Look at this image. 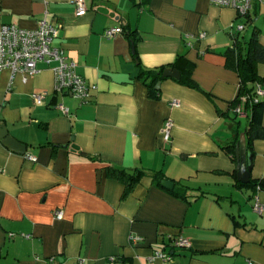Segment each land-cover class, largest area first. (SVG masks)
I'll return each instance as SVG.
<instances>
[{
  "label": "crops",
  "instance_id": "1",
  "mask_svg": "<svg viewBox=\"0 0 264 264\" xmlns=\"http://www.w3.org/2000/svg\"><path fill=\"white\" fill-rule=\"evenodd\" d=\"M76 1L0 0V27L36 28L44 16L58 23L54 43L92 86L80 105L55 90L46 63L27 80L0 71V129L26 145L21 153L0 135V264H168L154 257L157 249L173 255L169 264H264V210L254 209L257 200L264 205V189L248 185L264 178V138L254 141L249 182L224 149L236 130L238 141L245 133L240 118L248 119L231 106L240 77L224 51L256 30L264 43V0L247 18L211 0H83V15ZM239 22L246 23L241 32ZM115 26L136 31L137 44L125 33L106 36ZM179 54L195 62L200 88L168 77L160 98H151L141 67L169 65ZM258 71L264 76V63ZM34 92H47V103L37 105ZM168 118L174 127L166 141ZM108 166L145 174L124 196ZM156 171L187 199L156 184ZM177 236L190 246H173Z\"/></svg>",
  "mask_w": 264,
  "mask_h": 264
},
{
  "label": "built area",
  "instance_id": "2",
  "mask_svg": "<svg viewBox=\"0 0 264 264\" xmlns=\"http://www.w3.org/2000/svg\"><path fill=\"white\" fill-rule=\"evenodd\" d=\"M256 0H211L218 6H228L236 9L238 17L247 18ZM77 15L85 14L87 8L83 0H77ZM246 23L239 22L236 30L241 32L245 29ZM59 24L50 22L44 16L38 21L36 28H25L15 23H4L0 27V71L10 69L13 73H22L24 80L29 76L40 72L39 63H46L51 66L55 75V90L69 91L82 105L90 97L92 86L87 79L77 71V62L69 57L66 50L54 43L58 35ZM124 33L121 26L109 27L105 30L108 37ZM201 37H205L202 33ZM95 88V86H93ZM258 93L264 96V89L259 87ZM32 97L37 105L46 104L47 92H34ZM246 100L245 97L242 98ZM178 100H173L172 105H176ZM55 107L63 113L71 114V109L64 103H56ZM234 111L239 115H246L243 111V105L239 104ZM174 121L171 118L166 119L162 132L166 141L171 139ZM31 160L37 157L33 154L27 155ZM254 209L262 213L264 205L257 200ZM56 216L62 217V211L57 210ZM30 237L28 234H23ZM14 236V233L11 234ZM132 240H142V237L132 236ZM171 244L175 247H188L190 241L183 236L171 237ZM154 257L163 259L166 263L173 262V255L164 250L157 249ZM252 264V262H249Z\"/></svg>",
  "mask_w": 264,
  "mask_h": 264
},
{
  "label": "trees",
  "instance_id": "3",
  "mask_svg": "<svg viewBox=\"0 0 264 264\" xmlns=\"http://www.w3.org/2000/svg\"><path fill=\"white\" fill-rule=\"evenodd\" d=\"M123 29L125 35L136 45L139 40L136 31H131L126 27H123ZM135 55L138 57L137 54ZM224 56L226 57V66L235 70L240 77L239 93L231 102V106L235 109L239 104L243 105V111L248 116V124L245 128L247 147L250 153L254 154V141L264 138V96L258 93L259 87L264 89V76L258 71V65L264 63V43L260 39L259 30L254 31L248 39L244 36L239 37L237 35L234 45L224 51ZM195 66V62L188 59L185 54H179L176 60L169 65H161L155 68L141 67L139 77L146 83L149 96L157 99L161 96V89L157 88V82L168 78L163 77V71L167 67L179 69L181 77L178 81L180 83L194 88H200L193 78ZM243 97L246 100H243ZM236 132V137L224 146L225 151L234 159H236V144L239 139L238 130ZM107 173L123 182L125 186L124 196H126L140 182L142 176L145 174V170L139 168L134 171H129L124 167L108 166ZM153 176L154 181L158 185H161V180L165 178L162 171H156ZM248 185L264 189V178L251 179ZM181 190L184 191L185 189L175 187L171 192L187 199L186 193L183 194Z\"/></svg>",
  "mask_w": 264,
  "mask_h": 264
},
{
  "label": "water",
  "instance_id": "4",
  "mask_svg": "<svg viewBox=\"0 0 264 264\" xmlns=\"http://www.w3.org/2000/svg\"><path fill=\"white\" fill-rule=\"evenodd\" d=\"M163 77H173L176 79H180L181 72L177 68L167 67L163 71ZM162 80L157 82V88H160ZM0 135L4 138V142L12 149L19 151L21 153L26 152V145L15 137L11 136L8 133L6 127H1ZM236 157L238 160L237 170H238V178L242 182H249L251 179V168L253 156L248 150L247 141L245 133H242L240 136V140L236 144ZM163 186L172 189L174 188L175 182L172 179H163L161 180Z\"/></svg>",
  "mask_w": 264,
  "mask_h": 264
},
{
  "label": "rangeland",
  "instance_id": "5",
  "mask_svg": "<svg viewBox=\"0 0 264 264\" xmlns=\"http://www.w3.org/2000/svg\"><path fill=\"white\" fill-rule=\"evenodd\" d=\"M263 19H264V18H263ZM251 31H252L251 28L247 29V30H246V35H247V36H250ZM240 119H241L242 125H243V126H246L247 123H248V119H247L246 117H242V118H240Z\"/></svg>",
  "mask_w": 264,
  "mask_h": 264
}]
</instances>
